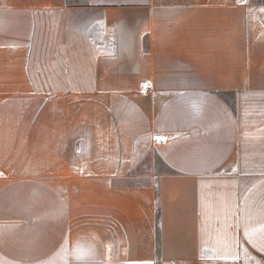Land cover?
I'll return each mask as SVG.
<instances>
[{
  "label": "crops",
  "instance_id": "obj_1",
  "mask_svg": "<svg viewBox=\"0 0 264 264\" xmlns=\"http://www.w3.org/2000/svg\"><path fill=\"white\" fill-rule=\"evenodd\" d=\"M0 264H264V0H0Z\"/></svg>",
  "mask_w": 264,
  "mask_h": 264
},
{
  "label": "rangeland",
  "instance_id": "obj_2",
  "mask_svg": "<svg viewBox=\"0 0 264 264\" xmlns=\"http://www.w3.org/2000/svg\"><path fill=\"white\" fill-rule=\"evenodd\" d=\"M155 162H157L158 163V159L155 157ZM125 182H127V183H131V184H140V179H138V178H132V179H130V180H126Z\"/></svg>",
  "mask_w": 264,
  "mask_h": 264
},
{
  "label": "built area",
  "instance_id": "obj_3",
  "mask_svg": "<svg viewBox=\"0 0 264 264\" xmlns=\"http://www.w3.org/2000/svg\"><path fill=\"white\" fill-rule=\"evenodd\" d=\"M149 87V85H147Z\"/></svg>",
  "mask_w": 264,
  "mask_h": 264
}]
</instances>
